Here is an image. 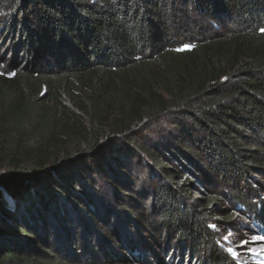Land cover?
<instances>
[{
	"label": "trees",
	"instance_id": "obj_1",
	"mask_svg": "<svg viewBox=\"0 0 264 264\" xmlns=\"http://www.w3.org/2000/svg\"><path fill=\"white\" fill-rule=\"evenodd\" d=\"M0 13V31L14 40L0 72L15 73L0 75V157L31 165L0 186V264H185L196 257L212 237L207 220L220 221L213 211L224 210L207 184L223 189L224 179L247 183L264 170V0H0ZM173 111L178 137L160 156L142 148L153 163L148 180L156 179L148 205L161 233L152 244L142 229L132 239L118 227L109 217L115 208L94 210L74 168L104 136L125 142ZM249 184L255 187H240L233 204L264 224L252 201L264 188ZM102 201L108 204L107 194ZM77 210L79 239L90 244L96 232L89 260L79 249L66 253L76 238L66 217ZM48 221L61 225L56 236L64 241L48 244ZM224 259L212 254L208 264H234Z\"/></svg>",
	"mask_w": 264,
	"mask_h": 264
},
{
	"label": "rangeland",
	"instance_id": "obj_2",
	"mask_svg": "<svg viewBox=\"0 0 264 264\" xmlns=\"http://www.w3.org/2000/svg\"><path fill=\"white\" fill-rule=\"evenodd\" d=\"M209 22V19H204L203 26L207 25L208 27L209 25L211 27ZM10 39L8 34H4L3 31H0V65L4 67L6 62L11 59V52H13L12 50L14 48L11 42L14 40ZM184 48H186V46H182L179 49ZM16 56H19L18 60L26 59L25 53H19L16 54ZM1 69L2 68H0V70ZM178 117V111H173L169 116L160 120L143 123L135 128L134 132L124 140L126 143L113 136L106 135L102 138L103 140L101 143H99L100 146L96 149V154L81 160L74 168V172H77L78 179L82 178V181L84 180V186L87 184L85 187L87 191L86 195L88 196L87 201L90 200L96 203L94 210L98 212L106 211L104 210L106 205H108L112 211L115 208L116 212H114V214L112 212L109 217L115 218L116 224H118V227L123 228V230L126 226V230L129 231L130 234H128V236H131L130 238L136 237V230L142 229L145 236L143 237L144 241L146 239L149 243L153 244L155 238L161 233L159 228L156 230L152 229L154 217L149 211L147 193L150 192L151 189H154L156 179H153L152 183L148 180V165L153 166V163L148 160L149 157L143 153L142 148L144 147L152 150L160 156L159 153L163 152V145L174 139L173 136L178 137L177 132L179 131L174 128V126H176L175 123L178 121ZM179 123H182V125L185 124L184 121H179ZM180 134L181 136H186L183 131H181ZM259 142L263 145L261 146L262 148H260V151L263 152L264 133L260 134ZM30 144L32 145L33 142L31 141ZM200 156L202 155L200 154ZM201 158L205 159L206 157L202 156ZM10 161L11 160L8 158L5 159L0 157V183L11 180V172L14 170H26L31 168V165L25 161H23L19 167L10 165ZM206 161L200 162L203 167L207 166L210 160H208L207 163ZM186 164L188 163L184 161V165ZM187 167L190 171H194V168L190 165H187ZM256 180L260 181L264 188V170L253 173L251 179H247V183L245 179L241 177L232 180L224 179L222 183H220L224 186L222 187L223 189H219L216 180H213L214 184L212 185L207 184L208 189L212 190V193L217 195L220 199L218 201L219 207L224 208V210L222 212L216 209L213 211L214 214L216 213V218L221 219L220 221H215L211 218L207 220V225L212 237L208 244L204 243L196 252V257L202 254L200 256L203 257L202 259L204 260L202 261V259L199 258L200 260L197 261V259H193L195 256L191 255V257H186L185 264H208L212 254H214L216 258H222L223 256L224 259V256H226L224 261L234 264H264V239H254V237H264V224L261 223L260 217L256 214L248 215L240 211L242 207L238 206V204H233L236 202L232 199V195L238 194L239 196L240 192L238 191L240 187L245 188L242 190V193H244L245 190L247 193L250 187H255L254 181ZM249 183L254 185L251 186ZM111 185H114L113 188ZM91 189L97 194L98 201L95 199L94 195H90ZM221 190H224L228 195H219ZM103 194L108 195V204L106 202L100 204L103 202ZM196 196L200 195L197 194ZM252 201L257 206L255 207L256 209H260L261 211L264 210V192L261 191V194L254 197ZM125 209L138 214L141 218V224L130 219L128 214L125 213ZM78 210L76 213L77 215L70 211V214L66 217V224L68 225L66 227L69 231L74 232L72 236L76 237L74 249H66V253L70 256H74V251L79 249V253L82 257L81 259L89 260L94 254L93 250L95 246L98 245L95 239L96 232L93 237L90 238L92 239L90 244H85L81 238L79 239L82 231L77 227L78 222L81 221H77L78 218L80 219V212H78ZM231 212L235 213L233 219H223L222 216L224 214H229ZM252 213L255 212L253 211ZM82 215L85 220L88 221L85 211ZM125 215H127L129 219H123ZM47 226L50 238H48L49 245L53 246L54 244H58V242L54 243V240L57 239L60 242L64 241L63 237L57 238L61 225L57 226L55 222L52 223L48 221ZM63 226L65 227V224H63ZM96 226L97 225L92 224L94 231H96ZM118 230L114 227V232ZM117 244L120 246L119 243ZM160 257L162 258L163 256L161 255Z\"/></svg>",
	"mask_w": 264,
	"mask_h": 264
},
{
	"label": "snow or ice",
	"instance_id": "obj_3",
	"mask_svg": "<svg viewBox=\"0 0 264 264\" xmlns=\"http://www.w3.org/2000/svg\"><path fill=\"white\" fill-rule=\"evenodd\" d=\"M261 31H264V29H261ZM3 67H4L3 65H0V68H3ZM4 74H7L9 76L15 75L14 72H0V75H4ZM254 239H264V237H254Z\"/></svg>",
	"mask_w": 264,
	"mask_h": 264
},
{
	"label": "water",
	"instance_id": "obj_4",
	"mask_svg": "<svg viewBox=\"0 0 264 264\" xmlns=\"http://www.w3.org/2000/svg\"><path fill=\"white\" fill-rule=\"evenodd\" d=\"M2 184L0 183V186H1Z\"/></svg>",
	"mask_w": 264,
	"mask_h": 264
}]
</instances>
